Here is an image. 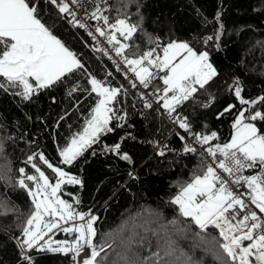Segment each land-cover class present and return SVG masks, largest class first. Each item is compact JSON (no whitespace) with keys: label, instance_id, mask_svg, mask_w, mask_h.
<instances>
[{"label":"trees","instance_id":"16d2710c","mask_svg":"<svg viewBox=\"0 0 264 264\" xmlns=\"http://www.w3.org/2000/svg\"><path fill=\"white\" fill-rule=\"evenodd\" d=\"M26 2L37 6L38 18L77 54L84 68L28 101L0 90V264H28L21 258L23 250L17 246V238L23 239L22 228L33 205L28 192L18 186V169L25 168L27 174H33L35 169L25 161L37 152L82 181L64 184L60 193L77 211L97 215L94 243L106 246L101 253V257L106 256L104 264H127L122 257L135 259L133 253L144 257L160 251L164 256L171 250V256H164L168 264H231L226 257L224 261L216 258L215 252L221 250L215 245L223 243L219 230L210 226L197 236L200 229L189 218L180 216L178 206L170 203L180 185L189 182L194 173H201L207 161L197 152L183 151L186 143L181 135L172 132V125L157 111L158 107H144L140 88H133L108 57L96 55L87 31L73 28L47 0ZM106 14L110 23L127 17L131 23L140 24L132 39L125 40L130 44V58H134L133 53L150 49L161 53L172 41H185L196 52H208L217 75L185 101L178 112L193 132H216L218 139L210 141L212 146L229 142L235 119L247 108L235 97L237 81L243 98L264 96V0H112ZM220 25L223 30L219 39L205 44L204 38L215 37ZM91 77L122 88L113 107L119 115H125V121L119 122L124 126L115 127L118 121L114 120L111 126L115 130L102 135L100 143L88 148L72 165L60 164V149L82 131L99 99L90 91ZM77 85L69 95L70 87ZM229 105L235 107L224 112ZM257 108L264 111V104ZM252 122L264 134V121ZM122 137L126 138L121 152L132 157L131 164L104 151V145L121 142ZM161 150L163 156L158 154ZM36 162L55 178L47 165L38 158ZM130 172L133 176H129ZM74 197L79 199L78 205ZM173 220L177 221L175 225ZM125 222L139 233L137 240L145 238L142 246L133 244L131 251L122 243L131 232L116 231ZM55 235L65 236L60 230ZM201 236L211 243L205 244ZM28 255L33 258L32 264H76L72 253L32 249Z\"/></svg>","mask_w":264,"mask_h":264},{"label":"snow or ice","instance_id":"6c2138e0","mask_svg":"<svg viewBox=\"0 0 264 264\" xmlns=\"http://www.w3.org/2000/svg\"><path fill=\"white\" fill-rule=\"evenodd\" d=\"M87 2L94 6L91 12L85 7L84 0H50L59 14L72 17L69 23L74 26L87 28L85 23L77 19V12L71 5L84 8L88 19L102 21L108 31L106 32L99 24L95 31L113 46L116 56L123 57L124 64L145 89L157 78V73L151 69L162 72L163 75L158 78L162 80L164 87L155 89L158 93L156 103L192 137L194 143L201 147L208 145L205 152L212 158V164L204 165L201 173H194L189 182L181 184L178 194L170 203L178 206L180 216L189 218L200 229L197 236L210 226L219 229V235L224 242H217L215 245L221 250L215 252L218 260L224 261L226 257L231 264H264V217L258 215L256 211L249 210L248 203L243 199L245 193L238 194L231 187L246 186L250 203L259 210V213L264 214V134H260L255 123L246 122L264 121V111L257 108V105L264 104V96L253 100L243 98L241 95L243 89L237 81L235 97L247 108L240 111L235 119L233 128L236 131L230 142L222 146L220 144L212 146L210 141L218 139L216 132L210 134L193 132L186 118L172 116L179 106L193 98L199 89H203L217 75L216 69L209 62L208 52L197 53L187 42L172 41L163 48V57L157 55L155 49H150L139 54L133 53L134 58H129L126 50L130 48V44L122 43L116 34L119 33L124 40L130 41L140 29V24L131 23L127 17H118L114 23H110L109 16L104 14L110 9L101 7L107 4V0ZM222 30L223 25H220V31L216 36L205 37L204 43L218 40ZM88 34L95 39L91 31ZM83 68L84 65L77 54L38 18V8L35 4L30 5L26 0H0V90L28 101L43 89L63 84L69 76ZM88 83L91 86V93H95L99 99L91 109L82 131L74 134L70 143L60 149V164L63 165H72L88 148L100 143L102 135L113 132L115 127L124 126L119 122L125 121V115H119V110L113 107L122 88L108 86L95 77H91ZM131 86L137 87L135 83ZM78 87L79 85L70 87L69 95ZM140 99L144 101L145 108H153V104L144 100L143 95ZM234 107L235 105H229L224 112H230ZM223 114L222 112L221 115ZM114 120L118 121L115 127L111 126ZM125 138L122 137L121 142L114 145H104V151L114 153L121 160L131 164L132 157L126 152H121V143ZM180 139L184 140L185 137L180 136ZM183 151L195 153L196 148L186 143ZM158 154L163 156L164 151L161 150ZM37 158L55 174L54 183L38 166ZM25 163L31 164L38 175L27 174L25 168L18 169L20 173L18 186L28 192L33 205L22 228L23 239L17 238V246L23 250L21 258L32 264L33 258L27 253L37 249L72 253L75 260L87 249L89 253L82 264H104L106 256L101 257V253L105 252L106 246L103 244L97 246L94 243L96 236L94 224L98 218L91 212L77 211L73 203L59 195L63 184L77 185L82 184V181L62 167L54 166L42 152L29 155ZM256 168L259 169L258 174H242L246 169ZM129 176L133 174L130 172ZM26 181L34 182V187H30ZM73 199L75 204L80 203L78 198ZM171 223L175 225L177 221L173 220ZM54 229L69 235L75 233V236L72 241H53L51 238L45 240ZM125 230L131 232V235L122 240L129 251L133 244L142 246L145 243L144 237L136 239L139 233L129 228L128 222L122 224L116 231L123 233ZM201 240L205 244L211 243L202 236ZM212 240H215V237ZM107 247L110 248L111 245ZM173 251H165L164 256H171ZM133 256L135 259L127 257L122 259H126L127 264H168L160 251L144 257L138 253H133Z\"/></svg>","mask_w":264,"mask_h":264},{"label":"built area","instance_id":"2783aa9c","mask_svg":"<svg viewBox=\"0 0 264 264\" xmlns=\"http://www.w3.org/2000/svg\"><path fill=\"white\" fill-rule=\"evenodd\" d=\"M47 1L50 2V0H47ZM111 1L112 0H107V4L106 5H101V7H108L110 9ZM97 2H98V0H97ZM84 4H85V7L88 9L89 12H91L93 10V7H94L93 4L88 3L87 0H84ZM71 7H72V9L74 11L77 12V19L87 25L86 29H84V28H82V29H84L87 32L91 31L92 34L95 36V39H93L92 36L91 37H92V39L94 41V48L93 49H94V52L96 53V55L108 57L112 61L113 65L118 70H120L122 73L125 74V76L127 77L128 81L131 82V83H135L140 88V90L142 91L144 97L149 102H151L153 105L158 107V109L162 112V114L168 119V121L172 125V132H177L181 136L185 137L184 142L187 143V144H191L192 147L196 148V152L198 153L199 156L203 157L207 161L208 164H212V158L205 152V148H207L208 146L204 145L203 147H201V145L194 143L192 137L188 133H186L183 129H181L178 126V124L176 122H174V119L169 118L168 114L165 113L164 109L161 108L160 105L156 103V97H157L158 93L155 92V89L156 88L162 89L164 87L162 80H160L158 78L159 76H162L163 73L162 72H158L156 69H151L153 72L157 73V78L153 79L152 85L149 88L145 89L142 85H140L139 80L135 77V75L131 71H129L128 66H126L124 64L123 57L116 56L115 51L113 50V46L110 45L107 42L105 37L100 36L99 33H97L95 31L96 26L99 24L107 32L108 31L107 26L103 25L102 21H96L94 19H88L85 16L84 8L77 7L76 5H71ZM106 13H107V11L104 14L107 15ZM64 15L67 17L68 22L70 20H72V17L70 15H67V14H64ZM69 24L73 28H79L77 26H74V24H72V23H69ZM117 39H119L122 43H126L118 35H117ZM155 53L157 55H159L156 50H155ZM126 54H127V50H126ZM161 103H162V101H161ZM184 103L177 108V111L175 113L172 114V116L174 118L175 117L180 118V114L178 112V109L183 107ZM213 166H215V165H213ZM258 173H259V169L256 168V169H246V170H244V172L242 174L243 175H252V174H258ZM231 187L238 194L239 193H245V195L243 196V199H245L246 203H248L249 210L256 211L258 213V215H261L262 217H264V214L259 213V210L256 209L255 206L250 203V198L247 195L248 190H247L246 186L231 185ZM245 243H247V242H245ZM88 253H89V250L86 249L85 252L81 253L80 256L76 257V264H82L83 259L87 258Z\"/></svg>","mask_w":264,"mask_h":264},{"label":"rangeland","instance_id":"374dc122","mask_svg":"<svg viewBox=\"0 0 264 264\" xmlns=\"http://www.w3.org/2000/svg\"><path fill=\"white\" fill-rule=\"evenodd\" d=\"M176 42H185V41H176ZM195 51V50H194ZM197 53H199V52H197ZM161 57H163V50H162V52H161ZM209 62H210V60H209ZM246 122H252V121H246ZM235 123V122H234ZM252 123H255V122H252ZM257 126V125H256ZM258 128V127H257ZM235 128H234V131H233V134H232V136L233 135H235ZM232 138V137H231ZM231 140V139H230ZM230 140H229V142H230ZM39 167H41V170L42 171H44L45 172V174L46 175H48L49 176V179H50V181L51 182H55V178L53 179L52 177H51V175L47 172V170L44 168V167H42L41 165H38ZM33 174H36V175H38V173H35V171L33 172ZM70 175H72V174H70ZM26 183H28L29 184V186H30V182H28V181H26ZM32 185L33 186H30V187H34V182H32ZM64 185V184H63ZM63 185L61 186V188L63 187ZM59 195H61V193H59ZM61 197L63 198V196L61 195ZM64 199V198H63ZM92 215H95L96 217H97V215L95 214V213H92ZM46 220L48 219L47 217L45 218ZM65 226H67V225H65ZM94 228H95V224H94ZM59 229H54L53 230V232L52 233H49L48 234V236H46L45 237V240H47V239H49V238H51L53 241H64V240H68V241H72L73 240V238H74V236H75V233L74 234H72V235H74V236H68V234H66V233H64V237H57L55 234H56V232L58 231ZM41 243H43V241H41ZM54 247H55V245H53Z\"/></svg>","mask_w":264,"mask_h":264}]
</instances>
